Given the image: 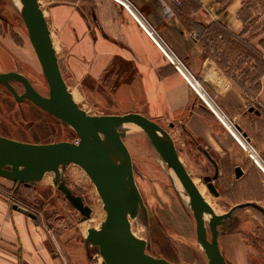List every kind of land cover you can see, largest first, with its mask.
Listing matches in <instances>:
<instances>
[{"label":"crops","instance_id":"crops-1","mask_svg":"<svg viewBox=\"0 0 264 264\" xmlns=\"http://www.w3.org/2000/svg\"><path fill=\"white\" fill-rule=\"evenodd\" d=\"M131 1L264 157V73L257 74L264 49L260 38H245L242 0ZM40 2L69 87L95 109L138 112L165 127L194 182L222 208L212 205L215 211L236 207L219 227L228 264H264V247L251 240L256 231L250 234L252 223L264 224V175L147 30L115 0ZM12 38L9 30L1 34L0 72L28 75L18 66L37 68L38 56L31 41L21 45ZM12 185L0 181V264H79L81 248L67 250L38 216L14 208L5 191Z\"/></svg>","mask_w":264,"mask_h":264},{"label":"water","instance_id":"water-1","mask_svg":"<svg viewBox=\"0 0 264 264\" xmlns=\"http://www.w3.org/2000/svg\"><path fill=\"white\" fill-rule=\"evenodd\" d=\"M17 5L48 82L49 92L46 95L39 92L24 73L15 70L0 72V84L5 85L16 100L30 99L68 123L76 131L79 140L39 143L0 133V175L28 185L41 180L45 173L53 172L54 184L79 210L81 219H85L91 216V206L62 179V167L71 163L79 165L95 184L106 211L100 227L91 226L86 234L87 240L103 257L102 264H173L164 257L148 253L147 240L138 237L132 230L131 218L138 216L141 210L148 216L135 180L132 157L123 140L127 133L125 125L136 124L148 135L168 169L179 179L195 218L197 240L209 263L228 264L219 245V227L226 223L236 207L221 214L215 211L181 161L169 131L155 120L138 112L91 114L81 107L63 76L49 21L39 0H19ZM14 80L23 83V93H19L12 84ZM169 176L176 184L172 172H169ZM210 179V176L205 177L208 186L217 193ZM14 208L36 217L35 213L28 212L16 203Z\"/></svg>","mask_w":264,"mask_h":264},{"label":"rangeland","instance_id":"rangeland-1","mask_svg":"<svg viewBox=\"0 0 264 264\" xmlns=\"http://www.w3.org/2000/svg\"><path fill=\"white\" fill-rule=\"evenodd\" d=\"M17 4H19V0H0V13L9 19L8 23L0 20V37L4 31L10 30L12 39L18 44L25 45L30 41V38ZM41 6L43 8L42 3ZM243 8L241 17L245 20L248 29V36L245 38L256 43L259 38H264V0H245ZM28 53L27 50H22V54L28 55ZM234 65H230L233 71L235 70ZM36 66L37 68H31L32 70H29L24 64L18 68L27 72V76L36 89L46 95L49 92L48 82L39 61ZM18 82L17 80L13 81L20 93L23 91V86ZM69 89L80 106L88 113H109L106 110L95 109L93 105L86 103L82 96L78 95L76 88L70 86ZM0 133L7 137L39 143L60 140L76 142L79 140L76 131L68 123L40 108L30 99L16 100L11 91L3 84H0ZM124 141L130 150L135 167L136 183L148 211V216L141 210L138 216L131 218L134 227L132 229L148 242L146 251L156 257H164L173 264H209L208 258L197 240L196 222L188 199L181 183L178 184L179 181L174 172L168 169L143 130L140 134L126 133ZM76 167L80 166L71 163L62 167V179L75 194L81 195L85 203L91 206L93 201H98L91 195L92 192L94 193L93 186H96L85 171L86 178H74ZM149 171L152 174L146 173ZM169 172H172L177 185L172 182ZM0 181L13 184L9 189L5 188V191H9L6 193H9L11 199L19 206L26 208L28 212L35 213L39 219L37 223L46 232L53 234L60 242H63L67 250H74L75 244L81 248L79 249L82 253L79 256V264H102L103 257L97 248L87 240V235H84L78 227L82 220V214L52 180L49 182L39 180L27 185L0 175ZM200 189L205 191L216 210H222L203 187ZM12 190L14 193L11 192ZM256 214L258 213L256 212ZM253 230L256 231L254 236L256 239L251 238V240L262 243L260 247H264V224L260 223V226H256L252 223L251 235L254 234ZM260 258V260H264V249ZM76 261L74 264H78ZM69 262L73 264L71 261Z\"/></svg>","mask_w":264,"mask_h":264},{"label":"built area","instance_id":"built-area-1","mask_svg":"<svg viewBox=\"0 0 264 264\" xmlns=\"http://www.w3.org/2000/svg\"><path fill=\"white\" fill-rule=\"evenodd\" d=\"M119 4L127 8L135 18L141 23V25L147 30L149 35L154 39L156 44L161 48L166 57L183 73V75L190 82L191 86L202 98L204 103L214 112L218 119L229 130L236 141L248 151L251 160L256 164L264 175V157L252 142L251 138L239 127V125L232 120L223 108L217 103V101L211 96L208 90L202 85V82L198 80L189 69L181 62L167 42L161 37L157 30L149 24L144 16L137 10L131 0H115ZM212 65L216 66V63L212 61ZM247 98L252 104L256 103L257 97L254 95H247ZM17 204V203H16Z\"/></svg>","mask_w":264,"mask_h":264},{"label":"bare ground","instance_id":"bare-ground-1","mask_svg":"<svg viewBox=\"0 0 264 264\" xmlns=\"http://www.w3.org/2000/svg\"><path fill=\"white\" fill-rule=\"evenodd\" d=\"M39 3H40V0H39ZM40 6H41V3H40ZM42 7V6H41ZM43 9V8H42ZM44 11V9H43ZM45 14V12H44ZM46 16V15H45ZM47 18V17H46ZM50 28V26H49ZM51 30V29H50ZM51 35H52V32H51ZM52 40H53V37H52ZM53 44H54V41H53ZM54 47H55V44H54ZM56 49V47H55ZM57 52V50H56ZM58 55V54H57ZM59 59V57H58ZM31 81V80H30ZM32 83V82H31ZM33 85V83H32ZM34 86V85H33ZM35 87V86H34ZM36 88V87H35ZM38 90V89H37ZM75 98V97H74ZM76 100V98H75ZM77 101V100H76ZM78 102V101H77ZM161 125V124H160ZM125 128L127 130V133H132V134H140L142 133V128H140L138 125L136 124H126L125 125ZM165 128V127H164ZM166 129V128H165ZM145 133V132H144ZM124 140V138H123ZM78 142V141H76ZM125 142V141H124ZM128 147V146H127ZM129 149V148H128ZM130 151V150H129ZM131 154V153H130ZM132 157V156H131ZM133 161V160H132ZM84 170L80 167H76V170H75V173L73 174V177H82V178H86L85 177V174H84ZM177 178V176H176ZM43 182H49V180L53 181V172H47L45 173L44 177L41 179ZM78 180V179H77ZM136 180V179H135ZM179 181V179H177ZM180 185V181L178 183ZM139 188V187H138ZM200 189V188H199ZM93 190H94V193L92 192L91 195L93 196V198H97L98 201H93V204L91 205V208H92V213H91V216L88 217V218H85V219H82L79 224H78V227L80 228V230L84 233V235L87 234V229L91 226H94L96 228H99L100 227V224H101V221L103 220V218L106 216V211L103 207V202H102V199L100 198L99 196V193L96 189V187L93 186ZM140 190V189H139ZM202 195H204V197L206 198V200L208 202H210V205H213L212 202L207 198L206 194H205V191L203 189H200ZM74 192V191H73ZM188 199V198H187ZM144 200V199H143ZM105 219V218H104ZM142 222V221H141ZM131 223H132V219H131ZM132 226V225H131ZM133 227V226H132ZM134 228V227H133ZM140 228V227H139ZM133 230V229H132ZM209 231L208 230V236L210 237L209 235ZM133 232L138 236L140 237L134 230ZM227 260V259H226ZM171 262V261H170ZM209 262V261H208ZM228 262V261H227ZM172 263V262H171ZM210 264V263H209Z\"/></svg>","mask_w":264,"mask_h":264},{"label":"trees","instance_id":"trees-1","mask_svg":"<svg viewBox=\"0 0 264 264\" xmlns=\"http://www.w3.org/2000/svg\"><path fill=\"white\" fill-rule=\"evenodd\" d=\"M242 2L243 3H245V0H242ZM243 9L244 8H242V11H243ZM240 13H242V12H240ZM240 16H241V14H240ZM244 21V24H245V28L247 29V25H246V22H245V20H243ZM259 43L261 44V46L263 47V49H264V38H261L260 40H259ZM257 50H255V52H256ZM259 68H257V70H258V75H259V78L262 76V74L264 73V53H263V51L261 50V52H260V59H259V64L257 65Z\"/></svg>","mask_w":264,"mask_h":264},{"label":"flooded vegetation","instance_id":"flooded-vegetation-1","mask_svg":"<svg viewBox=\"0 0 264 264\" xmlns=\"http://www.w3.org/2000/svg\"><path fill=\"white\" fill-rule=\"evenodd\" d=\"M0 20H1V22H6V23H8L9 22V19L7 18V16L6 15H4V14H2V13H0ZM9 32H10V30H9ZM15 71H18V72H21L20 70H16L15 69ZM21 73H23V72H21ZM25 74V73H24ZM26 75V74H25ZM27 76V75H26ZM28 77V76H27ZM29 78V77H28ZM19 84H21L22 86H23V91L22 92H20V93H23L24 91H25V87H24V85H23V83H21L20 81L18 82ZM12 84L14 85V83H13V81H12ZM15 86V85H14Z\"/></svg>","mask_w":264,"mask_h":264}]
</instances>
